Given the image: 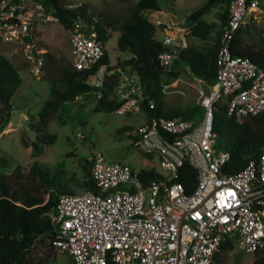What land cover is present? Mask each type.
Masks as SVG:
<instances>
[{
  "label": "built area",
  "instance_id": "built-area-1",
  "mask_svg": "<svg viewBox=\"0 0 264 264\" xmlns=\"http://www.w3.org/2000/svg\"><path fill=\"white\" fill-rule=\"evenodd\" d=\"M258 1L228 0L214 57V80L206 84V90H199L197 114L144 117L126 131L133 147L157 156L164 174L143 182L138 169L96 151L88 158L95 189L58 194L48 214L55 229L53 245L65 251L72 264H213L212 254L225 236L233 237L246 252L264 248V150L239 169L222 172L228 152L215 148L212 131L213 103L219 96L226 114L236 121L264 111V70L246 56L230 53L235 31ZM143 13L161 33L162 48L156 59L169 69L187 45L190 25L162 9ZM38 19L59 23L39 0H0L1 36L21 44L23 59L34 76L41 73L44 52L30 38V26ZM95 21L97 16H78L67 29L71 63L77 69L91 67L105 49ZM115 70L116 109L129 113L138 107L140 86L128 66L117 63ZM109 73L100 64L87 76L95 87L93 98L101 95ZM168 85L161 81V90ZM183 162L195 170L189 191L174 179Z\"/></svg>",
  "mask_w": 264,
  "mask_h": 264
},
{
  "label": "trees",
  "instance_id": "trees-1",
  "mask_svg": "<svg viewBox=\"0 0 264 264\" xmlns=\"http://www.w3.org/2000/svg\"><path fill=\"white\" fill-rule=\"evenodd\" d=\"M39 1L57 16L59 23L66 29L78 16L81 18L97 16L94 27L97 36L102 41L106 42L111 31H117L116 48L129 54L119 64L121 67L128 66V69L135 73L140 86L137 105L144 112L146 119L152 116L170 117L174 115L187 118L199 112L198 106L197 108L193 106L162 111L160 75L167 70L166 73L174 77L180 70L187 67L194 76L203 79L206 84L212 83L215 73L214 57L219 36L212 45L203 49L196 48L187 41L178 59L169 69L165 70L156 59L157 52L162 48L161 41L153 36L155 27L143 13L145 10L161 9L158 0H136L121 16L90 10L85 2L66 7L65 0ZM227 2L228 0H206L204 4L190 10L186 14L191 21V23L187 22L190 25V33L200 38L208 35L210 25L200 19V16L214 3H217L221 9L220 23L225 22ZM250 27H253L252 24L246 21L237 28L230 42V53L236 56H246L254 65L264 70L263 45L242 41L240 37L241 33L251 34ZM40 55L42 56V72L52 65V58L46 50ZM100 64L105 65L110 73L105 75L102 82V93L95 100L92 108L110 112L118 107L119 101L116 99L118 73L115 70L117 65L109 63L106 48L102 56L89 68L77 69L71 62L62 64L47 77L50 83L49 92L36 115H29L28 130L32 133V138L28 139L24 131L19 134L25 150L30 155H37L41 145L54 141V133L45 130L53 111L62 104L71 102L77 94H93L95 87L88 81L87 76L93 73ZM20 82V74L12 61L0 53V130L9 119L12 108L11 97ZM150 100L152 106H149ZM225 107V102L219 96L213 103L212 131L215 148L228 152V159L221 168L222 172H232L239 169L248 158L255 157L264 150V111L236 121L226 114ZM86 163L88 165L89 161L86 160ZM4 165V159L0 158V264H50L49 261L55 256L56 249L53 245L55 229L48 214L53 211L58 194L71 191L64 189L58 180L49 176L36 160L31 162L25 174L6 173L3 170ZM138 174L143 182L149 177L160 176V173L151 167L139 168ZM24 178L29 179L33 186L27 185ZM71 179L74 181L71 183L72 186L77 185L76 189H95L89 169L85 171L84 179L78 180L74 175ZM174 179L182 183L185 191H189L195 181V170L187 162H183L178 167ZM262 216L264 219V210ZM233 242H236L235 239L228 236L220 240L217 249L212 254L213 264H225V254L232 247ZM252 253L251 264H264V248Z\"/></svg>",
  "mask_w": 264,
  "mask_h": 264
},
{
  "label": "rangeland",
  "instance_id": "rangeland-1",
  "mask_svg": "<svg viewBox=\"0 0 264 264\" xmlns=\"http://www.w3.org/2000/svg\"><path fill=\"white\" fill-rule=\"evenodd\" d=\"M135 1L65 0L68 3L85 2L90 10L118 16L124 15ZM158 1L164 12L173 11L174 15L182 17L181 20L187 23L184 13L199 7L206 0ZM220 11L218 4L214 3L200 16L205 22L209 20L212 22L210 25L213 33L207 36L212 39L206 43L211 44L218 39L219 26H221ZM212 18L215 20L212 21ZM247 22L253 26L250 27L251 34L241 33V40L248 43L255 42L256 45L264 47V0H259V6L250 12ZM30 30V38L36 47L42 51L46 50L52 58V65L37 76L31 73L28 62L23 59L21 44L16 40H4L0 33V53L12 61L21 77V82L11 97L12 108L9 119L0 130V158L5 161L4 172L25 174L31 162L36 160L49 176L61 183L64 189L73 191L77 185L72 186L71 183L74 181L71 176L74 175L78 180L84 179L85 171L88 169L86 160L94 152L101 151L107 158L125 162L134 169L151 167L158 173L164 174L155 154H143L130 144L126 131L143 121L142 109L137 107L129 113H121L117 109L110 112L93 110L96 99L93 98L92 93L81 94L82 96L75 98L74 102H66L52 112L45 126L46 132L55 135L52 143L41 145L35 156L25 150L19 134L24 131L28 139L32 138V133L28 130L29 115H36L42 101L48 95L50 83L47 77L55 72L57 67L71 62L69 32L61 24L52 20L38 19L32 22ZM116 35V30L111 31L110 37L105 42L109 63L115 66L128 56L126 52L116 48ZM153 36H160L158 29H155ZM166 71L160 75L161 81L171 83L162 91L161 110L193 106L197 108L198 92L207 88L205 81L194 77L187 67L174 77L168 75ZM76 132H79L80 136H77ZM24 181L30 187L33 186L29 179L24 178ZM225 256V264H251L253 259V253L242 250L236 242L232 243ZM49 262L72 264L70 256L65 251L57 249L55 256Z\"/></svg>",
  "mask_w": 264,
  "mask_h": 264
},
{
  "label": "crops",
  "instance_id": "crops-1",
  "mask_svg": "<svg viewBox=\"0 0 264 264\" xmlns=\"http://www.w3.org/2000/svg\"><path fill=\"white\" fill-rule=\"evenodd\" d=\"M170 13H172L173 15H174V12L173 11H169ZM188 13V12H187ZM187 13H184V15H185V21L186 22H188V23H191V21H190V19H188L187 17H186V14ZM174 16H176V15H174ZM177 18H179L180 20L182 19V17H178V16H176ZM212 21H214L215 20V18H212L211 19ZM209 25H210V23H212L210 20L209 21H206ZM188 23H186V24H188ZM221 25V24H220ZM220 27V26H219ZM215 28V27H214ZM213 33V29H212V25H210V32L208 33V35H211ZM207 35V36H208ZM204 37V38H200V37H196V36H194V35H192L191 33L188 35V37H187V41H188V43L189 44H191V45H193V46H195L196 48H199V49H203V48H205V47H207V46H209V45H212L214 42H211V44L210 43H206V41H211V37ZM160 37H161V33H160V36H158V37H155V38H157V39H160ZM215 40V38H213V41ZM128 54V53H127ZM129 55V54H128ZM194 76V75H193ZM195 77V76H194ZM197 79H200L199 77H197ZM202 79H200V81H201ZM171 83V82H170ZM172 83H173V81H172ZM179 91H181V90H179ZM77 104V103H76ZM3 133V132H2Z\"/></svg>",
  "mask_w": 264,
  "mask_h": 264
}]
</instances>
